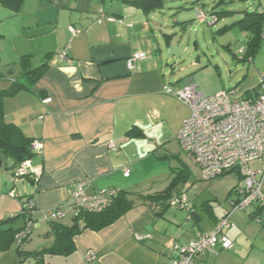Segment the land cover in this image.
I'll use <instances>...</instances> for the list:
<instances>
[{
  "label": "crops",
  "instance_id": "1",
  "mask_svg": "<svg viewBox=\"0 0 264 264\" xmlns=\"http://www.w3.org/2000/svg\"><path fill=\"white\" fill-rule=\"evenodd\" d=\"M125 1L131 0H23L19 10L0 4V90L20 78L22 57L30 56L32 67L38 68L51 55L49 68L30 91L4 99L5 121L26 137L42 141L45 148L42 156L32 160L37 175L23 179L14 176V160L0 150V222L15 217L3 230L24 228L21 213L29 198L36 204L34 218L42 219L45 212L65 205L83 179L93 181L92 194L106 189L142 192L158 181L156 171L164 169L167 161L187 162L177 134L190 108L164 89L181 90L195 80L179 84L174 66L167 71L172 61L163 54L154 16ZM258 7L254 11L264 10V5ZM193 9L196 23L216 24L197 20L196 11H205L199 2ZM135 53H146L147 58L130 69L128 61ZM239 62L247 64L246 74L234 87L230 84L233 88L223 85L215 94L235 89L237 95L245 96L258 86L264 73V38L255 58ZM250 75L252 84L247 83ZM47 99L51 103L45 104ZM133 129L141 130L146 138H127ZM253 163L255 170L261 169V161ZM127 169L129 177L125 176ZM239 178L231 191L241 184ZM231 191L219 212L210 207L208 199L197 208L202 193L191 200V214L170 207L155 210L139 202L102 231L85 230L75 237L70 255H46L43 264H172L176 254L168 244L188 245L199 233L212 231L231 208L229 199H237L230 196ZM70 216L67 225L73 222ZM232 221L235 227L225 234L234 247L200 255L195 264H264V207L254 217L238 210ZM39 226L44 236L33 239L32 233L22 251L52 247L51 225L43 222ZM15 245L0 252V264H20ZM89 252L96 255L95 262L87 261ZM25 264L37 263L30 259Z\"/></svg>",
  "mask_w": 264,
  "mask_h": 264
},
{
  "label": "built area",
  "instance_id": "2",
  "mask_svg": "<svg viewBox=\"0 0 264 264\" xmlns=\"http://www.w3.org/2000/svg\"><path fill=\"white\" fill-rule=\"evenodd\" d=\"M196 13L200 23L212 25L217 21L216 18L208 21L206 13L201 9ZM70 30L78 34L74 28ZM244 52L245 49L241 48L239 54ZM61 57L65 58V53ZM146 58V53H135L128 61L129 68L133 69L136 63ZM164 92L190 108V115L184 121L177 138L184 152L202 170L203 179L213 180L237 171L243 182L235 191L237 199L230 204L231 208L224 212L212 231L199 233L196 240L188 245L176 241L168 244L176 254L172 264H195L200 255L217 254L219 249L231 250L234 247V242L225 234V230L235 227L232 216L236 211L252 213L257 207H264V73L260 76L259 90L249 97H238L235 89L206 97L198 90L195 81L181 90L165 87ZM51 101L47 99L44 103L49 104ZM44 148L42 141L35 140L32 144V151L37 156L43 155ZM256 161L262 162L258 171L251 167ZM33 175H37V171L31 160L15 169L16 178ZM129 175L127 169L125 176ZM92 182L88 178L79 181L65 205L45 212L38 222L30 221L17 234L16 243L20 245L28 239L43 222L61 221L69 214L76 217L82 211L96 213L107 209L119 191L106 189L92 194ZM169 206L188 213L193 211V204L186 192L174 193ZM26 209L27 212H36L35 201L29 200ZM137 239L147 238L137 236ZM86 259L95 262L97 257L89 252Z\"/></svg>",
  "mask_w": 264,
  "mask_h": 264
},
{
  "label": "rangeland",
  "instance_id": "3",
  "mask_svg": "<svg viewBox=\"0 0 264 264\" xmlns=\"http://www.w3.org/2000/svg\"><path fill=\"white\" fill-rule=\"evenodd\" d=\"M195 1L199 2L208 16L211 12L216 14L222 11L236 14L220 18L214 26L200 25L194 20ZM260 4L264 5V0H165L164 7L153 12L152 16L156 30L162 35L163 54L172 61L167 71L171 72L174 66V75L180 80L179 84L194 78L198 90L206 97L214 96L215 91L223 85L231 84L234 87L246 74L247 64L239 62V51L248 43L247 34L234 24L241 19L240 12H252ZM168 42L170 48H167ZM240 67L244 70H240ZM252 82L250 75L247 83ZM232 86L230 87L233 88ZM237 96L240 97V94ZM183 155L187 162L170 159L163 166L164 169L156 171L160 177L158 181L142 192L154 194L174 184L179 191L186 192L190 200L195 201L198 194H203L202 198L196 200L197 208L200 209L201 204L208 199L212 209L221 211L231 186L240 180L239 173L234 171L213 180H204L200 167L186 153L183 152ZM255 166L256 164H251L252 168ZM240 183L242 185V180ZM70 215L63 220L66 225L71 222ZM43 230L39 226L33 232V239H37L39 235L44 236Z\"/></svg>",
  "mask_w": 264,
  "mask_h": 264
},
{
  "label": "trees",
  "instance_id": "4",
  "mask_svg": "<svg viewBox=\"0 0 264 264\" xmlns=\"http://www.w3.org/2000/svg\"><path fill=\"white\" fill-rule=\"evenodd\" d=\"M125 2L129 6L142 10L146 14H151L157 10H160L165 5V0H131ZM22 3L23 0H0V4L11 6V8L14 7L15 10H19ZM216 14L213 13L209 15V17L206 13L208 21L216 18L217 21L215 23H218L220 18L233 16L234 14H236V12L222 11ZM234 25L243 27L248 36L247 47H244L245 52L241 54L240 60H252L253 58H255L259 50L262 38H264V10L261 12H245L244 16ZM50 56V54L47 55V61H45V63L38 68L32 67L30 56L22 57L19 62V65L22 69L20 78L16 79L7 90H0V150L6 156L14 160V176L15 169L20 164L28 160L32 161L37 155L32 151V144L35 140L26 137L20 128L12 124H8L5 121L4 99L13 97L23 90L30 91L32 85L37 81L38 77H40L43 72L49 68L48 60ZM258 90L259 84L253 91L248 92L243 97H249L251 96V94L257 92ZM127 138L145 139L146 136L141 130L133 129L127 134ZM23 178H30V176L19 177L17 179ZM235 191L236 189L232 190L230 196L235 195ZM180 192L181 191H179L174 184L168 187L166 190L155 194L119 191L112 200V204L102 212L94 213L82 211L78 216L73 218V222L71 225L64 224L63 220L48 222V224L51 225V231L49 232V234L54 237V243L51 248L36 252L22 251L23 245L30 241L32 235L20 245L16 243L17 234L24 230L30 221L38 222L41 220L34 218L36 212H27V202L29 200H34L33 198H29L24 201L23 210L21 213V216H23L26 220L23 229L18 231H15L12 228L3 230V226L12 223L15 217L0 222V252L9 251L12 249L13 245L16 244L15 252L20 259V264H25L30 259L35 260L37 264H43L45 262L46 255L68 256L74 252V238L79 236L83 231H102L103 229L117 222L121 217L126 215L132 209H134L139 202L148 204L151 208H155V210L159 209L162 211L165 208L170 207L169 202L172 198V195L174 193ZM233 202H235V200L229 199V204ZM260 208L261 207H257L256 210L251 213L253 217L260 210ZM158 213L160 212H157V214Z\"/></svg>",
  "mask_w": 264,
  "mask_h": 264
}]
</instances>
